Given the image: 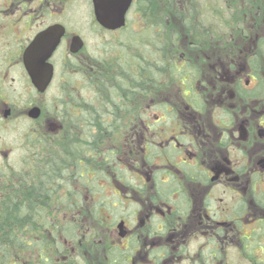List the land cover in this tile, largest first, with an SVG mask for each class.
I'll list each match as a JSON object with an SVG mask.
<instances>
[{"label": "flooded vegetation", "instance_id": "1", "mask_svg": "<svg viewBox=\"0 0 264 264\" xmlns=\"http://www.w3.org/2000/svg\"><path fill=\"white\" fill-rule=\"evenodd\" d=\"M76 2L88 6L92 24L100 33L99 29L134 35L141 30L129 27L131 19L144 21V29L149 28L152 35L149 48L177 52L181 74L170 77L167 70L150 81L145 110L154 117L152 123L111 126L126 134L110 140L113 146L105 151L114 161L113 172L108 173L109 167L108 180L96 179L93 188L89 130L104 126H90L81 110L69 108L71 124H58V119H65L58 109L55 122L46 124L54 142L66 139L71 150L69 175L60 193L72 199L69 208L75 214L70 219L80 229V237L89 235L83 231L84 223L105 221L111 237L105 238L102 264H264V73L261 78L260 66L258 70L249 66V58L264 61L260 54L264 50V4L210 0L201 6L202 0H131L124 26L107 30L95 21L92 0H0L1 122L10 121L13 107L23 99L11 86L27 83L32 87L23 65L25 49L54 25L63 27L64 36L49 59L51 84L55 79L62 83L70 79L74 65L70 62L64 68L67 71L57 74L55 60L60 50L68 58L81 53L69 54L72 37H81L71 30L72 20L84 14L75 12ZM140 5H149L147 16L139 11ZM156 36L160 41H153ZM185 52L189 54H179ZM194 54L200 58L196 60ZM66 59L62 58L63 64ZM208 66L220 69L216 78L210 77V86L197 71ZM219 76H225L228 86L227 105H218L215 97L223 86L220 81L214 84ZM177 82L175 97L170 86ZM186 97L195 103L187 104ZM214 97L210 118H205L204 109ZM31 105L40 109L41 116L42 108ZM255 105L263 107L256 110ZM157 128L162 140L155 146L149 139L140 147V155L149 154V158L136 160L143 169L133 174L139 182L134 185L126 167L120 165L115 171L120 162L117 142L122 141L129 154L132 146L143 142L144 133L153 136ZM80 143L83 150L72 152V146ZM133 150V158L138 157L139 150ZM156 157L161 164L153 165ZM97 192L102 194L95 200ZM70 255L82 257L73 248ZM86 261L90 260L82 257L81 263Z\"/></svg>", "mask_w": 264, "mask_h": 264}, {"label": "trees", "instance_id": "2", "mask_svg": "<svg viewBox=\"0 0 264 264\" xmlns=\"http://www.w3.org/2000/svg\"><path fill=\"white\" fill-rule=\"evenodd\" d=\"M244 1L252 2L255 5L264 4V0ZM139 11L147 16L149 5H140ZM146 16L145 20L149 23ZM99 30L102 31L101 34L103 35L115 36L112 32ZM150 35L149 28L134 35L128 34V32L118 35L117 43L114 44L115 47L120 44L126 45L132 48L134 54L130 55L129 49L126 47L120 48L123 50L121 54L115 53L118 66L115 68L114 75L107 77L103 76L102 72L99 73V77H102L99 83L101 92L99 95L97 94L99 99L91 103H97V105L89 104L92 111L90 114L93 117L89 119V124L95 127L104 126V128L91 129L89 137V151L94 152L90 154L93 156L90 161L91 176L89 179L93 181V184L90 183L91 188L96 184L95 180L98 178L108 180L105 173L109 167L108 173L113 172L111 168L114 166V161L110 154L106 153L107 151H103V147H107L109 140L116 136L124 137L126 134L119 129H111V126H121L125 119L136 115L141 106L145 109L149 106V85L153 78L156 80L158 76L164 75L167 70H169L170 75H181L179 68H177L178 65H176L180 59L177 56L178 53L155 52V50L150 49L149 45L153 44L151 42L152 35ZM153 41H160V38L158 36L153 37ZM126 51L129 55L126 54ZM136 52L138 55H135ZM260 54L264 57V50ZM249 66L255 70L259 68V64L250 58ZM75 68L80 69L78 65ZM93 69L96 71L95 67ZM88 73L90 75L93 71ZM120 73L123 74V77L120 76ZM113 79L118 80L119 83L114 82ZM96 81L97 84L99 80ZM157 83L156 87L159 86ZM90 85L89 87H93L92 84ZM160 87L161 85L158 88ZM102 92H106L108 97ZM154 96L156 98V95ZM106 98L108 102L105 101L104 103L101 99L105 100ZM68 108L69 106L61 108L60 115L67 116ZM79 108L81 115L82 109L80 106ZM138 125L141 124L138 123ZM26 142L28 147L37 148L36 155L30 158L32 168L26 167L22 171L8 172L6 175L0 170V181L2 180L0 183V264H73L74 262L81 264L82 257L71 256L69 247V245L77 244L81 236L80 229L69 217L60 219L59 216L53 217L52 215L58 206H62L67 215L71 212V208H69L71 197H64V194L60 193V190L66 186L65 180L69 175L66 165L68 161L62 153L69 146L63 140L54 142L50 131L29 132L26 136ZM129 143L130 139L129 142L126 141L127 145ZM81 148V143L79 146L74 144L72 152L77 153L78 149L81 150ZM81 154L78 157L79 160ZM144 156L146 159L149 158V154ZM27 166L30 164L28 163ZM118 167L120 168L119 163L116 165V172L119 170ZM8 170L9 168L6 169V171ZM97 188H99L98 185ZM98 198L94 199L97 200ZM111 202L110 200V204ZM97 205L100 204L97 203ZM76 254L81 255L79 249L76 250ZM57 255L62 259H59ZM55 259L58 261L55 262Z\"/></svg>", "mask_w": 264, "mask_h": 264}, {"label": "rangeland", "instance_id": "3", "mask_svg": "<svg viewBox=\"0 0 264 264\" xmlns=\"http://www.w3.org/2000/svg\"><path fill=\"white\" fill-rule=\"evenodd\" d=\"M210 0H202V3L200 5L204 6V4L209 2ZM88 6L76 2V6L74 7L75 12H82L80 17L75 18L72 20L73 24H71V30L76 32L77 34L81 35L85 42V47L83 51H81L80 54L74 56V57H67L63 51H59V53L56 56V62L55 64L57 65L56 68V73L60 74L62 71H67L66 65L71 62L75 67L78 65L79 70L74 67V69L69 70V73L71 75L70 79L68 78L67 82L64 81L58 82L56 79L54 82L50 85V87L47 89V91L41 95H38L32 87H30L27 83L25 85L21 84H14V86H11L15 88L16 91L19 92L21 97L23 98L19 103H16V105L13 107L12 110V117L9 122H1L0 121V170L3 171V174L6 175L8 172H19L26 167L32 168V163H31V156H35L37 152V148L33 147L30 148L27 146L26 142V136L29 132L34 133L35 131L42 132V131H48V127H45L48 122H55L54 114L56 110L58 109L60 111L61 108L65 106H69V110H74L77 108L80 112V108L82 109L81 115H85L86 119H92L93 117L91 116L90 113H92L89 104L92 102H95V100L99 99V93L101 92V86H99V83L101 81L99 77V73L102 72L103 76H113L114 72L116 71L115 68H117V62L115 60V53L116 54H121L123 50L120 48L126 47L129 49L130 55L134 54L133 50L131 47H127L126 45L120 44L119 46L115 47L114 44H116V39L118 38L117 36L120 35V32L114 33L115 36H110V35H103L101 34L98 30H95L94 24H92L90 15H89V10ZM87 13V14H86ZM132 22L130 23V28L132 29H138L135 27H139V29L142 31L144 29V21L139 20L138 18L131 19ZM264 20V19H263ZM263 27L264 28V21ZM142 24V25H141ZM135 27H134V26ZM121 46V47H120ZM146 48V47H145ZM144 48V49H145ZM68 54V53H67ZM126 54L128 52L126 51ZM181 55H187L189 54L188 52L185 53H179ZM135 55H138V52L135 53ZM198 54H194V57L196 60L200 58L197 57ZM66 57V63L63 64L62 58ZM259 64L260 69V77L262 78V73H264V61H255ZM88 67H92V69L95 67L96 71L93 69V73L89 75L88 72ZM63 68V69H62ZM66 68V69H64ZM197 71L201 72V77H206V83L205 85H211V76L216 78V75H218V72L220 69H215L211 68L210 66L208 67H202L200 69L197 68ZM81 72V74L79 73ZM83 72V75H82ZM216 74V75H215ZM176 76V75H175ZM84 77V79H83ZM86 77V78H85ZM170 77H174V75H170ZM115 78V77H114ZM177 78V76L175 77ZM99 80V82L96 84V80ZM218 77V80L215 79L214 84L216 81H220L223 83V86L219 87L220 88V94H216L215 97L218 98L220 101L218 105H227L228 101L226 96V92L228 91V86L225 81V76ZM114 80V79H113ZM66 82V83H65ZM114 82L119 83L118 80H114ZM92 84L93 87H89V85ZM91 86V85H90ZM178 86L179 82L175 83L174 85H171L170 88H172L173 95L176 97L179 94L178 91ZM99 88V89H98ZM169 88V89H170ZM210 88V87H209ZM106 97V92H102ZM103 95V97H105ZM213 98L212 101H208V105H206L207 111L204 109V114L205 118L210 114L209 111L211 110V107L213 106V101L215 99ZM102 98V97H100ZM186 99L187 104H193L195 103L194 101H191L189 99ZM104 103L105 101L108 102L107 98L105 100L101 99ZM144 101V100H143ZM83 104H79V103ZM35 106H40L42 108V114L39 119L37 120H30L27 117V111L32 108L33 105ZM142 104V103H139ZM255 104V103H254ZM91 105H97V103H93ZM144 105V104H143ZM194 106V105H193ZM263 106H253L256 110L261 109ZM74 108V109H73ZM2 109V107H1ZM88 113H87V112ZM149 110L147 109V112L144 107H140L139 112L136 113V115L129 117L123 121L122 125H138L140 124H149L154 121V117L149 115ZM70 114L71 111H70ZM2 111H0V119H2ZM69 114L65 116L63 120L58 119V124H71V116L69 117ZM210 118V115L208 116ZM76 119V117H75ZM70 120V121H69ZM210 120V119H208ZM219 120V119H218ZM213 123H216V119L212 120ZM159 126H162L161 123L156 124ZM91 126V125H90ZM157 133H155L153 136L152 134H145V139L143 142L137 144L136 147H131L132 149L130 150L131 153L127 154V149L128 147H124L122 141L117 142V146L120 147V154L117 155L118 158H120V162H118L121 166L126 167L129 170V177L130 180L134 182V185L139 183L137 180H135V177L133 174L137 172H142L143 166L140 161V158L144 156V154H141V148L142 146H145L147 143H149V139H152L153 145L158 146L157 143L162 140V134L157 128ZM69 133H72L70 131ZM91 129L89 130V137H90ZM148 137V140L146 141V138ZM65 143L66 139H63ZM108 142V141H107ZM64 144V143H63ZM87 146V143H85ZM140 144V145H139ZM112 142L109 140L107 143V147H103L104 150L106 148L112 147ZM154 147V146H153ZM35 148V149H34ZM137 148L139 151V158H133L135 154L132 152L136 151L133 150ZM70 148L64 149L63 150V156L65 159L68 158V155H70ZM99 151V149H98ZM94 153V152H92ZM90 152V154H92ZM33 154V155H32ZM162 160L158 157L156 159H152V163L154 164H161ZM30 164V166H27V164ZM67 167L69 165L66 163ZM9 168L8 171L6 169ZM163 168V167H161ZM133 178V179H132ZM2 180L0 181V183ZM147 183V181H145ZM102 182H100L101 184ZM149 184V183H147ZM4 185V184H1ZM104 193V191H103ZM102 194L97 192L95 198L99 197V195ZM90 198V196H89ZM88 198V199H89ZM87 199V200H88ZM89 201V200H88ZM74 212H69V215H67V212L65 209L62 208V206H58V209H56L52 215L53 217L59 216L60 219L66 218L74 215ZM54 222V221H53ZM105 221H103L102 224H98L97 222H92L89 221L87 225H83V231L84 233L86 232L88 237L85 238L80 237L81 239L78 240L76 245H69L70 249L74 250H81L82 257L84 260H90L86 261L84 264H102L101 261V255L103 252V247H104V242L106 241L105 238L106 236H110L111 231L105 229ZM89 226V227H88ZM70 244V243H69ZM57 257H59L57 255ZM80 257V256H78ZM59 259H62V257H59ZM58 261V259H55ZM62 263V262H61ZM83 264V263H81Z\"/></svg>", "mask_w": 264, "mask_h": 264}, {"label": "water", "instance_id": "4", "mask_svg": "<svg viewBox=\"0 0 264 264\" xmlns=\"http://www.w3.org/2000/svg\"><path fill=\"white\" fill-rule=\"evenodd\" d=\"M131 0H92L95 21L107 30H116L124 26L125 12ZM64 29L54 25L38 34L23 53V65L37 92L43 93L53 77V66L49 59L60 44ZM83 48V40L73 36L69 45L72 54ZM40 109L35 107L28 112V117L37 119Z\"/></svg>", "mask_w": 264, "mask_h": 264}]
</instances>
